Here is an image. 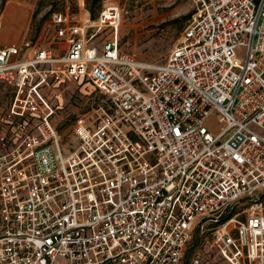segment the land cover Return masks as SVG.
I'll return each mask as SVG.
<instances>
[{
    "label": "built area",
    "instance_id": "obj_1",
    "mask_svg": "<svg viewBox=\"0 0 264 264\" xmlns=\"http://www.w3.org/2000/svg\"><path fill=\"white\" fill-rule=\"evenodd\" d=\"M190 1L162 65L119 52L112 0L96 24L53 13L54 49L0 46V264H180L195 232L226 264H264V0ZM61 83L101 97L67 154Z\"/></svg>",
    "mask_w": 264,
    "mask_h": 264
},
{
    "label": "rangeland",
    "instance_id": "obj_2",
    "mask_svg": "<svg viewBox=\"0 0 264 264\" xmlns=\"http://www.w3.org/2000/svg\"><path fill=\"white\" fill-rule=\"evenodd\" d=\"M7 0H0V11ZM33 3L35 0H25ZM35 9L38 8L36 22L44 16L46 19L40 29L35 33L34 39L40 38V45L43 47L56 48L59 41L54 40V30L49 27L50 14L61 12L79 17L87 14L90 23L96 24L98 15L103 9L107 0H97L92 7L89 6L91 0H36ZM119 5L120 23L117 30L118 50L124 55H134L140 62L162 65L172 47L180 38L184 27L189 23L193 13V5L190 0H112ZM49 10H51L50 13ZM92 10V12H91ZM85 13H81L84 12ZM87 12V13H86ZM95 20L91 19V15ZM182 19V22L172 23L173 20ZM96 28L88 29L86 38L95 32ZM40 36V37H39ZM114 34L109 29L100 30L95 38L90 42L99 52L102 50L104 42L113 38ZM89 43V44H90ZM90 44V45H91ZM54 100L57 103V113L53 119L60 135V143L64 148V153H69L77 146V142L72 134L73 124L77 116L85 113L101 99L90 83L68 84L61 83L52 88ZM12 93L3 84H0V112L10 107L12 103ZM263 194V195H262ZM260 201L264 205V193L257 192ZM239 205L240 210L245 208ZM240 218L244 219V214L240 213ZM194 234V233H193ZM193 234L189 242L191 241ZM197 244L194 255H200V264H226L217 254L215 249H209L208 244L211 236L208 234L200 235L197 233ZM192 256L189 264H193ZM182 262V261H181ZM180 262V264H181Z\"/></svg>",
    "mask_w": 264,
    "mask_h": 264
},
{
    "label": "crops",
    "instance_id": "obj_3",
    "mask_svg": "<svg viewBox=\"0 0 264 264\" xmlns=\"http://www.w3.org/2000/svg\"><path fill=\"white\" fill-rule=\"evenodd\" d=\"M36 0L28 3L25 0H7L0 11V46H21L24 42H34L38 31L32 21ZM38 22V21H37ZM40 37V36H39Z\"/></svg>",
    "mask_w": 264,
    "mask_h": 264
},
{
    "label": "trees",
    "instance_id": "obj_4",
    "mask_svg": "<svg viewBox=\"0 0 264 264\" xmlns=\"http://www.w3.org/2000/svg\"><path fill=\"white\" fill-rule=\"evenodd\" d=\"M96 2H97V0H91V2L89 3V6L92 7L93 4L96 3ZM37 11H38V8H36L35 11H34V13H33V17H32V21H33V22L36 20V17L38 16ZM50 12H51V10H49L48 13H50ZM91 12H92V10H91ZM53 13H55V12H52V13L50 14V16H51ZM59 13H61V12H59ZM46 16H47V15L45 14L44 16H42V17L38 20L37 25H36V29H37V30H39L40 27H41V25H42V23L45 22ZM91 19H92V20H95V16L93 15V13H92V15H91ZM182 21H183L182 19H177V20H173L172 23H179V22H182ZM197 241H198V240H197V233L195 232V233L193 234V237H192L191 241H190V242L188 243V245H187V248H186V251H185V254H184V256H183V259H182L181 264H189V261H190L191 257L194 255V252H195L194 250H195V247H196Z\"/></svg>",
    "mask_w": 264,
    "mask_h": 264
},
{
    "label": "bare ground",
    "instance_id": "obj_5",
    "mask_svg": "<svg viewBox=\"0 0 264 264\" xmlns=\"http://www.w3.org/2000/svg\"><path fill=\"white\" fill-rule=\"evenodd\" d=\"M81 13H85V11L84 12H81ZM87 13V12H86ZM88 16H87V14H81V20L85 23V22H87L88 21V18H87ZM98 23V22H97Z\"/></svg>",
    "mask_w": 264,
    "mask_h": 264
}]
</instances>
